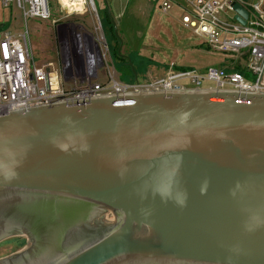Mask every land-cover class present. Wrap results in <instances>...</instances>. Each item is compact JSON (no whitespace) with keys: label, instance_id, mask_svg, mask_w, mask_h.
<instances>
[{"label":"water","instance_id":"obj_1","mask_svg":"<svg viewBox=\"0 0 264 264\" xmlns=\"http://www.w3.org/2000/svg\"><path fill=\"white\" fill-rule=\"evenodd\" d=\"M95 208L114 220L92 226ZM15 234L28 243L0 264H264V92L138 90L0 116V241Z\"/></svg>","mask_w":264,"mask_h":264},{"label":"built area","instance_id":"obj_2","mask_svg":"<svg viewBox=\"0 0 264 264\" xmlns=\"http://www.w3.org/2000/svg\"><path fill=\"white\" fill-rule=\"evenodd\" d=\"M3 6L13 5L21 10L23 19L47 20L50 18L48 0H0ZM60 3V0H58ZM189 8L181 15L183 26L202 37L207 47L222 53L245 57V72L215 66L196 69L168 65L161 76L146 81L123 82L111 72L104 83L94 82L85 72L90 57L97 53L86 44L69 43L66 68L48 61L41 66L33 62L29 44V31L0 36V116L12 110L56 102H77L102 94H123L138 90H171L202 88V80L214 82L216 88L239 91L264 92V0H186ZM61 4V3H60ZM234 4L247 12L244 23L235 18ZM62 6V5H61ZM161 9L170 8L163 0ZM66 13L65 8H61ZM82 9V8H81ZM80 9V10H81ZM75 10V11H80ZM55 21V20H54ZM75 81L66 86L65 81ZM187 80L191 84H180Z\"/></svg>","mask_w":264,"mask_h":264},{"label":"rangeland","instance_id":"obj_3","mask_svg":"<svg viewBox=\"0 0 264 264\" xmlns=\"http://www.w3.org/2000/svg\"><path fill=\"white\" fill-rule=\"evenodd\" d=\"M173 1L177 8H181L179 14H174L175 17L171 14L173 10L161 12V0H84L80 11L70 13L61 9L63 7L58 0H48V20H25L19 8L12 4L3 6L0 2V34L7 32L17 35L27 28L34 64L41 66L53 61L62 67L66 64L67 45L73 41L71 29L75 28L81 37L87 32L101 57L98 63L102 62L107 68L105 64L108 62L111 74H118L120 77L116 78L123 82L136 81L132 76L134 72L138 81H146L144 73L150 69L154 76H161L166 71V65L172 63L180 68L201 72L209 66L240 70L252 79V75L245 72L246 58L243 55L214 51L207 47L202 37L183 27L177 18L190 5L186 0ZM100 8H123V16L114 25ZM53 18L59 19L52 23ZM63 26L66 27L65 31ZM124 55L130 58L133 68L127 65L128 61L122 57ZM180 84L191 86L187 80H182ZM214 86V82L202 80V88ZM105 215L106 222L114 220L111 211L108 210ZM27 243L25 234L2 239L0 258L20 250Z\"/></svg>","mask_w":264,"mask_h":264},{"label":"crops","instance_id":"obj_4","mask_svg":"<svg viewBox=\"0 0 264 264\" xmlns=\"http://www.w3.org/2000/svg\"><path fill=\"white\" fill-rule=\"evenodd\" d=\"M163 0H161V2H162ZM170 1V8L168 9V10H173V12L171 13L172 14V16H174V14L175 13H178L179 14V12L181 11V8H177L178 6L176 5L175 6V1H173V0H169ZM173 1V2H172ZM160 5H161V3H160ZM11 6H13V5H11ZM14 7V6H13ZM12 7V8H13ZM17 8V7H16ZM160 8H161V6H160ZM96 9V8H95ZM102 11H103V13H104V15H105V17H106V19L108 20V21H110V22H112L113 23V21L116 23L118 20H120V18L123 16V8H100ZM168 10H166V11H163L162 9H161V12H163V13H167L168 12ZM187 10V9H186ZM21 15H22V13H21ZM175 17V16H174ZM59 18H53L52 20H51V22L52 23H54L55 21H57ZM178 22L183 26V24L181 23V17L179 16L178 18ZM48 20V19H47ZM55 20V21H54ZM63 24L64 25H66V22H63ZM1 27V26H0ZM184 27V26H183ZM4 34V33H3ZM2 34H0V36H1ZM83 36H86V37H89L88 36V34H87V32L85 33V34H83ZM89 48H95V42H94V40H91V42L90 43H88V44H86ZM101 59V57L99 56V55H97V53L95 54V55H92L91 57H90V62H89V64L87 65V67H86V70H85V72L88 74V76L87 77H89V78H91L94 82H98V83H104V82H106L107 81V79H108V74H109V72H110V68H109V63L107 62L105 65H106V67L107 68H105L103 65H102V62L101 63H98V60H100ZM110 62V61H109ZM158 64V63H157ZM156 64V65H157ZM127 65H129V64H127ZM167 67H168V65H166V69H167ZM152 69H150V70H146L145 71V73H144V76H145V78H149V77H155L154 76V74L152 73V71H151ZM153 71H155V69H153ZM136 74V72L132 75L133 76V78H134V75ZM115 75V74H114ZM163 75V74H162ZM158 76H160V75H158ZM115 77H120L118 74L117 75H115ZM136 78H137V74H136ZM134 80V79H133ZM75 84V81L74 80H72V81H65V85L68 87V86H72V85H74Z\"/></svg>","mask_w":264,"mask_h":264},{"label":"flooded vegetation","instance_id":"obj_5","mask_svg":"<svg viewBox=\"0 0 264 264\" xmlns=\"http://www.w3.org/2000/svg\"><path fill=\"white\" fill-rule=\"evenodd\" d=\"M63 31L66 30V27L63 26ZM71 35H72V39H73V42L76 43V44H80V43H90L91 42V39L89 37H86V36H80L79 33L76 32V29L73 28L71 29ZM63 68H66V66H62ZM107 212V211H106ZM105 212V209H98V208H95V209H92L91 210V214L93 216L92 218V226H97V225H100L101 223H107L106 221L104 222V215L106 214ZM106 220V218H105ZM26 240L28 241V238L26 237Z\"/></svg>","mask_w":264,"mask_h":264},{"label":"bare ground","instance_id":"obj_6","mask_svg":"<svg viewBox=\"0 0 264 264\" xmlns=\"http://www.w3.org/2000/svg\"><path fill=\"white\" fill-rule=\"evenodd\" d=\"M60 3L63 8H65L68 12H72L75 10H79L83 8L84 0H60ZM108 212V210H106ZM104 222L106 221V215H104Z\"/></svg>","mask_w":264,"mask_h":264}]
</instances>
